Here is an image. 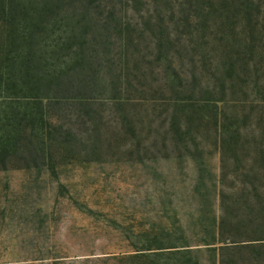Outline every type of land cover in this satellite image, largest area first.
I'll return each mask as SVG.
<instances>
[{
    "label": "trees",
    "instance_id": "trees-1",
    "mask_svg": "<svg viewBox=\"0 0 264 264\" xmlns=\"http://www.w3.org/2000/svg\"><path fill=\"white\" fill-rule=\"evenodd\" d=\"M263 124L264 0H0L3 170L174 151L198 173L192 223L51 264H264Z\"/></svg>",
    "mask_w": 264,
    "mask_h": 264
},
{
    "label": "rangeland",
    "instance_id": "rangeland-1",
    "mask_svg": "<svg viewBox=\"0 0 264 264\" xmlns=\"http://www.w3.org/2000/svg\"><path fill=\"white\" fill-rule=\"evenodd\" d=\"M163 70L169 77L167 64ZM204 147L207 176L213 179L220 174V155L210 138ZM174 153L144 163L125 156L72 162L55 174L0 167V264H51L53 257L70 263L128 251L169 221L189 224L198 203L190 199L197 168L187 157H171ZM201 191L210 193L218 211L214 189ZM202 262L214 264L208 253Z\"/></svg>",
    "mask_w": 264,
    "mask_h": 264
}]
</instances>
